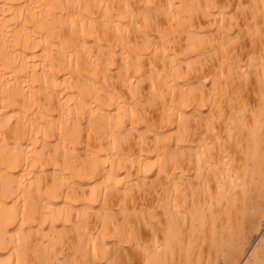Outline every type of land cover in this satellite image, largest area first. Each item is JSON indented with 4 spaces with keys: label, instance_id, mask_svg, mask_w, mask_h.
<instances>
[{
    "label": "bare ground",
    "instance_id": "bare-ground-1",
    "mask_svg": "<svg viewBox=\"0 0 264 264\" xmlns=\"http://www.w3.org/2000/svg\"><path fill=\"white\" fill-rule=\"evenodd\" d=\"M263 214L264 0H0V264H234Z\"/></svg>",
    "mask_w": 264,
    "mask_h": 264
},
{
    "label": "rangeland",
    "instance_id": "rangeland-1",
    "mask_svg": "<svg viewBox=\"0 0 264 264\" xmlns=\"http://www.w3.org/2000/svg\"><path fill=\"white\" fill-rule=\"evenodd\" d=\"M241 37V36H240ZM239 37V38H240ZM242 38H244L243 37V35H242V37L240 38V39H242ZM264 215V214H263ZM263 215L261 216L262 217V219H260V227H262L261 228V230H256L257 228H260V227H256V228H254V229H251V230H249L248 232H247V236H246V239H247V241H245L246 242V244H243V247H242V249H241V252H242V254L240 253V256H239V258H240V260L242 259V255H243V251H244V254L247 252V250L251 247V245H253V243H255V242H257L258 244H257V248H256V253H257V255L256 256H254L253 258H254V260H252L253 258L251 257V255L248 257V259L246 260V262L248 263V264H259V262H261V261H263V262H261L260 264H264V226H263V224H264V217H263ZM260 217V218H261ZM259 225V224H258ZM254 232H253V231ZM252 231V232H251ZM261 232V234H260V232ZM257 232V233H256ZM258 235V236H257ZM261 235V236H260ZM248 237V238H247ZM259 238V239H258ZM244 242V243H245ZM261 242V243H260ZM252 243V244H251ZM247 245V246H246ZM263 245V246H262ZM261 246H262V248H261ZM248 247V248H247ZM245 248V249H244ZM246 250V251H245ZM239 258L237 259V262L236 263H234V264H237V263H239L240 262V260H239ZM249 258H250V260H249ZM258 260H257V259ZM256 260V261H255ZM261 260V261H260ZM252 261H254V262H252Z\"/></svg>",
    "mask_w": 264,
    "mask_h": 264
}]
</instances>
